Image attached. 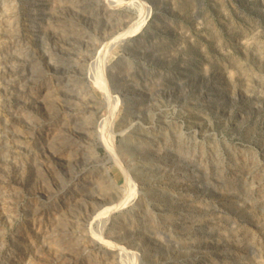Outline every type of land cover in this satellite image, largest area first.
I'll return each instance as SVG.
<instances>
[{"label": "rangeland", "instance_id": "374dc122", "mask_svg": "<svg viewBox=\"0 0 264 264\" xmlns=\"http://www.w3.org/2000/svg\"><path fill=\"white\" fill-rule=\"evenodd\" d=\"M95 1L0 0V264H264V0H145L110 50L114 141L151 185L101 229L116 245L91 240L127 184L90 76L138 16Z\"/></svg>", "mask_w": 264, "mask_h": 264}, {"label": "bare ground", "instance_id": "6f19581e", "mask_svg": "<svg viewBox=\"0 0 264 264\" xmlns=\"http://www.w3.org/2000/svg\"><path fill=\"white\" fill-rule=\"evenodd\" d=\"M67 1V0H65ZM75 1V0H74ZM98 1V0H96ZM95 1V2H96ZM104 1V0H103ZM106 8H108V10L119 7L120 5H124V6H133V8H136V13L138 18L131 24H129L128 26H126L125 29L120 30L115 32V34H112L111 38L108 40H104L101 44V46H99V49L97 51L96 55V62H99V65H96V67L94 68L93 63L92 66L95 69L94 73L90 76L93 80L94 85L101 91L102 95H103V99H102V104L104 106H107L108 109V113L107 115H105V120H103L105 123L104 125H101V123L103 122L101 119V122L99 125H101L100 127V131H99V143L104 147L105 151H106V155L108 157L109 160L113 161V163L117 164L120 169L122 170L124 177L126 179V184L127 187L125 189V196H123L124 198H122V200H119L118 203H115L114 205H110L103 208L102 210H99L98 212L96 211V213H91V216L94 217H98V219L100 218L99 216H105L104 219L99 220L98 222H100V231H95L94 229L91 230V240H94L100 244H111V245H116L115 241L113 240V238H111L112 240L107 239L104 237V235L106 234H102L101 229L103 228V226H107V223H112L110 226H107V229L109 230V232L114 231L113 229L115 228V225H118L117 223V216L113 217V210L116 209L117 210H121L122 207L124 205H126L127 203H131V201L136 198V194L138 192V190L140 191V188H144L145 190H150L149 186H151L149 184V182H147V180L144 178H142L141 183L138 184V180L134 179L133 177V171H134V166L133 165H129V163H125V161L123 160V158L121 157V155L118 152V147L114 141V137H115V114H116V110L118 109V102L120 99L122 100H127V98L125 97H121L119 94L116 93V95L112 94V90L110 87V82L105 74V70H104V65L106 63V59L107 57H109L110 54V50L116 45L118 44L122 39H124L125 37H129L130 35L136 33L141 26H143V24L145 23L147 17L149 16L150 12H151V8L150 6L146 3L145 0H106ZM80 5V4H79ZM96 5V4H95ZM123 7V6H122ZM82 7L76 9L79 10ZM84 8V7H83ZM125 9V8H124ZM127 10V9H126ZM135 10V9H134ZM111 13V12H110ZM131 18V17H130ZM111 20V19H110ZM72 21V20H70ZM108 25V24H106ZM126 25V24H125ZM107 27V26H106ZM94 61V60H93ZM91 62V61H90ZM92 71V70H91ZM65 86V85H64ZM63 86V87H64ZM67 86V85H66ZM65 88V87H64ZM68 89V88H67ZM65 90V89H64ZM63 90V91H64ZM66 91V90H65ZM68 91V90H67ZM89 92V90H86ZM85 91V92H86ZM49 92V91H48ZM81 92V91H80ZM50 93V92H49ZM54 98V97H53ZM76 101V100H75ZM71 105V104H70ZM79 105V104H78ZM99 106V105H98ZM100 107V106H99ZM129 107V106H128ZM127 107V110H128ZM71 111V110H70ZM80 113L82 111H79ZM100 112V111H99ZM117 115V114H116ZM104 118V116H103ZM100 121V120H98ZM151 124V123H150ZM145 125V124H144ZM143 125V126H144ZM153 125V124H152ZM131 126V125H130ZM128 128V127H127ZM148 131L150 132V134H154V135H158L162 132H165V128L163 127H157V126H148L147 127ZM119 131V130H118ZM125 132V131H124ZM87 133V132H86ZM95 133V132H94ZM97 135V134H96ZM93 138V137H92ZM93 141V140H92ZM98 142V141H97ZM124 144L125 143H121V147L124 148ZM81 166V165H80ZM79 170V167H78ZM87 170L84 168H82L78 173L83 174L85 173ZM89 174L86 175L85 180L82 181V183L86 184H90L93 183L96 179H97V173L94 172H88ZM76 174V173H74ZM100 177L102 176V178L104 177V179L107 176V172H101ZM142 175V174H141ZM71 179V178H70ZM65 185V184H63ZM61 187V186H60ZM102 188V187H101ZM55 189V188H54ZM58 190V188H57ZM152 190V189H151ZM60 191V190H59ZM57 192V191H56ZM54 193V192H53ZM102 197V196H101ZM100 197V198H101ZM104 197V196H103ZM106 197V196H105ZM121 197V196H120ZM164 197V196H163ZM99 198V197H98ZM97 199V198H96ZM109 199V198H107ZM92 200V199H91ZM105 200V199H104ZM104 200H95L94 204H98V202H104ZM92 202V201H91ZM90 202V204H91ZM109 202V201H108ZM107 202V203H108ZM117 202V201H116ZM93 204V205H94ZM113 204V203H112ZM147 205V204H146ZM104 206V205H103ZM94 209V206H93ZM93 211V210H92ZM91 211V212H92ZM115 211V212H116ZM154 211V210H153ZM159 212V211H158ZM146 213V212H145ZM154 213V212H153ZM92 217V218H94ZM113 217V218H112ZM124 217V215H123ZM86 219V217H85ZM91 220V219H90ZM97 220V219H96ZM88 221V219H87ZM92 221V220H91ZM106 221V222H104ZM108 221V222H107ZM92 225V224H91ZM69 227V226H68ZM95 227V226H94ZM62 228V227H61ZM60 228V230H61ZM87 228V227H86ZM98 228V227H97ZM106 228V227H105ZM117 228V227H116ZM59 229V227H58ZM69 230V229H68ZM65 231H67L65 229ZM72 233V232H71ZM108 233V232H107ZM110 234V233H109ZM63 236V235H60ZM68 236V235H66ZM64 236V237H66ZM72 237V236H71ZM89 237V236H88ZM90 238V237H89ZM67 239V238H66ZM90 240V241H91ZM129 240V239H128ZM119 243V242H118ZM92 244V243H91ZM98 245V244H97ZM53 247V246H52ZM121 248V246H118ZM117 247V250H118ZM55 248V247H54ZM59 248V247H58ZM102 248V247H101ZM119 248V249H120ZM60 249V248H59ZM104 249V248H103ZM102 249V251H103ZM116 250V249H115ZM64 253V252H62ZM62 253L60 255H62ZM123 253V252H122ZM126 254V253H125ZM144 254V253H143ZM68 255V254H67ZM99 255V254H98ZM116 255V254H115ZM65 256V255H64ZM118 252H117V256L118 257ZM120 258V257H119ZM118 258V259H119ZM137 255L136 254H130L128 255V259H126L125 261L127 262V264H141L140 260L139 262L136 260ZM139 259V257H138ZM114 260V259H113ZM116 260V258H115ZM121 261V260H120ZM122 262V261H121ZM143 263V262H142ZM113 264V263H111ZM124 264V263H123Z\"/></svg>", "mask_w": 264, "mask_h": 264}]
</instances>
